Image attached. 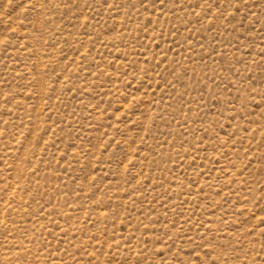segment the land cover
<instances>
[{
    "label": "rangeland",
    "instance_id": "374dc122",
    "mask_svg": "<svg viewBox=\"0 0 264 264\" xmlns=\"http://www.w3.org/2000/svg\"><path fill=\"white\" fill-rule=\"evenodd\" d=\"M0 264H264V0H0Z\"/></svg>",
    "mask_w": 264,
    "mask_h": 264
},
{
    "label": "snow or ice",
    "instance_id": "6c2138e0",
    "mask_svg": "<svg viewBox=\"0 0 264 264\" xmlns=\"http://www.w3.org/2000/svg\"><path fill=\"white\" fill-rule=\"evenodd\" d=\"M161 3H163V0H160Z\"/></svg>",
    "mask_w": 264,
    "mask_h": 264
},
{
    "label": "bare ground",
    "instance_id": "6f19581e",
    "mask_svg": "<svg viewBox=\"0 0 264 264\" xmlns=\"http://www.w3.org/2000/svg\"><path fill=\"white\" fill-rule=\"evenodd\" d=\"M15 196V195H14Z\"/></svg>",
    "mask_w": 264,
    "mask_h": 264
}]
</instances>
